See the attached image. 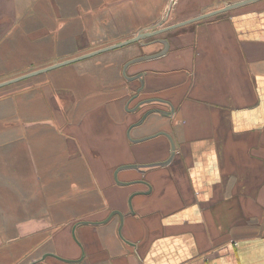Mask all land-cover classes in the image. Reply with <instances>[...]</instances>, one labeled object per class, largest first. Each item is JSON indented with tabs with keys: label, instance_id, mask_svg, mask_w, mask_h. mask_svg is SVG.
<instances>
[{
	"label": "crops",
	"instance_id": "crops-1",
	"mask_svg": "<svg viewBox=\"0 0 264 264\" xmlns=\"http://www.w3.org/2000/svg\"><path fill=\"white\" fill-rule=\"evenodd\" d=\"M239 1L0 0V81ZM0 264H264V0L0 87Z\"/></svg>",
	"mask_w": 264,
	"mask_h": 264
},
{
	"label": "water",
	"instance_id": "water-1",
	"mask_svg": "<svg viewBox=\"0 0 264 264\" xmlns=\"http://www.w3.org/2000/svg\"><path fill=\"white\" fill-rule=\"evenodd\" d=\"M252 1H255V0H241L239 2H234V3H231V4H228V5H225V6H222L220 8H217V9H214L212 11H209V12H205V13H202L198 16H195V17H192L190 19H187V20H183V21H180V22H176V23H173V24H169V25H166V26H161L162 25V22H158V24L161 26L159 28H154L153 30H149V31H140L138 32L136 35L130 37V38H127L125 40H122V41H119V42H116V43H113V44H110V45H107V46H104L100 49H97V50H94V51H91V52H88V53H84V54H81V55H78V56H75L73 58H69V59H66V60H63V61H59V62H56V63H53V64H50V65H47V66H44V67H41V68H37V69H34V70H31L29 72H26V73H23V74H20L18 76H14V77H11V78H8V79H5V80H2L0 81V87H3V86H6V85H9V84H12V83H16V82H19L23 79H26L28 77H31L33 75H37L39 73H43L45 71H48L52 68H55V67H59V66H62V65H65V64H68V63H71V62H74L76 60H79V59H82V58H85V57H88V56H91V55H94V54H97V53H100L102 51H106V50H110V49H113V48H116V47H119V46H123V45H126L128 43H131V42H135V41H140L141 39L145 38V37H150V36H154V35H158L160 33H163L167 30H170V29H173L175 27H178L180 25H184V24H187L189 22H192V21H195V20H198V19H202V18H206V17H209V16H212V15H215V14H218V13H221V12H225V11H228L232 8H236L238 6H241L243 4H246V3H249V2H252ZM155 42H160L163 44V47L162 49L156 51V52H152V53H147V54H141V55H138V56H135L133 58H131L130 60L126 61L124 64H123V69H122V72H123V75L124 77L127 79V80H133V79H139L140 82H141V85L136 89V92L132 94L131 96V99L134 97H137L139 94V91L141 90V88L143 87V72H137L136 74H133V75H128L126 70H127V67L131 64V63H134V62H137V61H141V60H144V59H149V58H156L158 56H161L163 55L164 53H166L167 49H168V46H169V42L166 38H155L154 40H151L150 42H147L146 44H153ZM144 43H142L143 45ZM160 102V101H164L166 103H169L167 102L166 100H163L161 98H144V99H141L139 100L137 103H135V106L133 108H130L131 110L133 109H137L139 108L140 106H142L143 104L145 103H149V102ZM129 102V101H128ZM170 104V103H169ZM171 106V105H170ZM172 106H171V110H172ZM154 111H159L161 112L162 110L159 109V108H149L147 109L141 116V118L138 120L137 123L135 124H140L141 122H143V120L146 118V116L151 113V112H154ZM168 112V111H167ZM134 125V124H133ZM155 135V134H153ZM153 135H148V136H144V137H141V138H137V139H132V140H135V141H141V140H144V139H147L149 137H152ZM171 153L170 155L168 156L167 159L165 160H160V161H155V162H150V163H141V164H127V165H124V166H119L118 168H116L115 170V173L114 175L116 176L117 174V171L121 168H124V167H130V168H145V167H149V166H156V165H163V164H166L168 163L173 155H174V151H175V148L172 144V147H171ZM135 181H140V180H135ZM118 183L120 184H127L129 182H120L117 180ZM148 191H141L139 193H146ZM133 194L130 195L129 197V206L131 207V198H132ZM132 209V208H131ZM133 211V210H132ZM115 213V211L111 212L107 218H105L104 220L102 221H99V222H104L106 220H108L113 214ZM117 213L122 216V214L117 211ZM82 223H99L98 221H81ZM119 232H120V229H119ZM69 262H72L73 260H67Z\"/></svg>",
	"mask_w": 264,
	"mask_h": 264
},
{
	"label": "rangeland",
	"instance_id": "rangeland-1",
	"mask_svg": "<svg viewBox=\"0 0 264 264\" xmlns=\"http://www.w3.org/2000/svg\"><path fill=\"white\" fill-rule=\"evenodd\" d=\"M41 74V73H40ZM29 78V77H28ZM114 171V170H113ZM114 176V175H113ZM128 203H129V201H128Z\"/></svg>",
	"mask_w": 264,
	"mask_h": 264
}]
</instances>
